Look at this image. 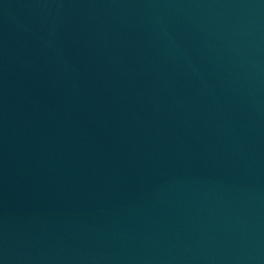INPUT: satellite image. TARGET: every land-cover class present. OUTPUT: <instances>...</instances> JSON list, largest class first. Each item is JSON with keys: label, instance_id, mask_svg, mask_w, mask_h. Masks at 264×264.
Listing matches in <instances>:
<instances>
[{"label": "water", "instance_id": "water-1", "mask_svg": "<svg viewBox=\"0 0 264 264\" xmlns=\"http://www.w3.org/2000/svg\"><path fill=\"white\" fill-rule=\"evenodd\" d=\"M0 264H264V0H0Z\"/></svg>", "mask_w": 264, "mask_h": 264}]
</instances>
